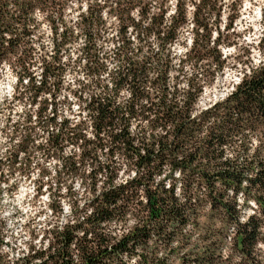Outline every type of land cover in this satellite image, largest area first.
Listing matches in <instances>:
<instances>
[{
    "label": "clouds",
    "instance_id": "1",
    "mask_svg": "<svg viewBox=\"0 0 264 264\" xmlns=\"http://www.w3.org/2000/svg\"><path fill=\"white\" fill-rule=\"evenodd\" d=\"M24 2L32 5L28 10L27 26L35 35H22L20 29L25 23L22 20L11 34L21 37L15 54L7 51L6 39L0 45V51L4 52L0 57V264H84L86 253H95L101 248L108 249L104 256L105 264H179V257L202 252L211 241L217 242L214 264H255L233 247V238L242 225H248L251 230L250 216L259 217L260 224L264 225V215H261L264 204L257 200L258 194L264 196V188L259 185L252 187L245 178L237 195L233 188L225 189L217 183L212 191H222L224 200L234 205V212L228 216L218 206L209 214L208 186L190 189L189 171L182 166L174 167L173 162L182 163L187 153L205 144L210 132L222 124L227 126L224 114L232 110L234 98L250 82L252 73L247 70L255 71L258 67L254 53H249L248 49L264 48V43H261L264 41V0H208L217 9L224 8V16L219 20L221 26L227 23L224 17L228 16L229 9L236 16L235 28L223 29L216 47L208 39V33L217 27L212 23L216 16L209 9H203L199 18L194 19L196 10L203 8L202 0H117L120 7H116L113 0H99L100 5L105 2L108 5L104 8L107 25L101 24L100 29L104 39L116 36L115 29L123 22L131 25L128 36L139 33L141 37L130 48L124 49V54L134 59L155 57L150 65L152 71L146 78L155 77L167 57H171L172 64L181 69L180 81L177 82L180 92L174 94V99L169 98L173 115L164 119L157 117L156 120L151 114L148 119L143 118L144 108L161 100L155 89L148 88L147 91L154 95L141 99L139 93L133 94L131 77L116 84L117 68L125 74L128 72V62L118 55L119 49L103 44L96 74H91L80 62L83 59L81 46L88 43L80 31L83 25L77 27L79 40L66 45L61 50L63 59L55 61L63 65L67 72L57 71L48 76L45 85H41L40 60L45 53L51 52L53 39L49 22L55 19L60 23L58 10L65 0ZM93 2L95 0H85V6ZM67 5L71 6L72 0H67ZM146 8L151 10L142 13L141 9ZM76 11L73 7L72 20L79 19ZM164 12L167 15H163ZM84 14L87 15V12ZM64 16L69 18L67 12ZM117 16L121 19L117 20ZM161 16L163 23L160 22ZM202 22L211 27L206 31L200 26ZM41 24L45 25L43 29ZM170 32L179 33L175 41ZM41 35L44 37V53L38 48L33 51L24 43L25 40H35L39 44L37 38ZM8 36L9 33H3L0 39ZM59 37L60 32L57 31L56 38ZM193 38L196 40L194 48L188 43ZM211 39L216 37L213 35ZM102 43L101 40L96 41L97 46ZM119 43L123 47V41ZM174 44H183L179 50L182 54L188 53V58L179 64L177 60L180 57L173 50ZM138 47L144 51L136 53ZM189 48L192 51L189 52ZM21 49H27L31 55ZM67 50L75 52V57L69 56ZM94 50H99V47ZM221 52L230 55L224 56ZM201 56L204 59H199ZM185 66L188 71L183 70ZM224 67L234 72L235 76L226 80ZM259 67L264 68V60L259 62ZM4 74H7L6 77ZM61 80L62 84L59 83ZM137 82L142 83L139 77ZM97 84L100 86L97 87ZM105 84L108 86L104 87ZM38 86L44 90L39 92V99L33 106L29 101ZM205 86L210 89L207 99H203L201 91ZM213 86L215 97L211 91ZM159 87L162 92L163 86ZM120 88L124 90L120 91ZM53 94L57 114L50 122L48 118L53 117L52 103H48V110L39 117L37 108L45 103L46 95L47 100L52 101ZM77 96L83 99H77ZM93 98L96 104L110 100L113 112L119 109L112 127H105L101 137L104 145L99 151L96 149L99 141L91 127L98 114L90 111L87 115H78ZM132 104H135L136 112L130 116L127 110ZM20 107H23L24 113H20ZM158 109L159 103H156L152 111ZM25 114H31L30 121H24ZM9 115H16L22 121L20 131H13L14 125L6 119ZM235 115L233 110V119ZM64 117H70V124L62 130ZM177 118L181 134L173 131ZM128 121H131L128 128L130 135L117 141L110 139L113 132L121 133ZM157 121L159 127L156 126ZM82 129L87 130L91 141L86 143L71 135ZM58 132L61 133L60 143L53 144L50 137ZM28 134L31 135V142L21 151V137ZM159 140L167 143L166 150L161 151ZM126 144L128 147H125ZM37 145L41 146L39 150ZM109 148L114 155L109 153ZM149 149L152 150L151 163H147ZM86 150L91 152L87 158L81 155ZM141 157L145 162L138 167ZM254 159H264V116L255 113L246 115L243 126L228 135L223 153L215 163L231 161L235 165L247 166L248 161ZM256 171L258 169L253 167L244 176H255ZM169 185L174 186V196ZM21 186L27 189L23 195ZM164 189L167 191H162ZM149 190L164 196L169 206L173 203L183 205L187 215H192V209L197 206L192 203L191 197L198 194L199 209L195 215L200 217L199 224H195L194 219L186 227L179 223L169 224L162 219L149 220L147 202H139L144 200L146 193L150 194ZM106 199L108 204H105ZM113 200L115 203H112ZM100 219L104 221L102 224ZM144 232L148 233L147 240ZM70 233L69 246L62 238ZM122 241L127 250L119 247ZM252 248L256 261L264 260V227L260 229ZM40 252L43 255L34 258ZM50 255L52 259H49Z\"/></svg>",
    "mask_w": 264,
    "mask_h": 264
},
{
    "label": "trees",
    "instance_id": "2",
    "mask_svg": "<svg viewBox=\"0 0 264 264\" xmlns=\"http://www.w3.org/2000/svg\"><path fill=\"white\" fill-rule=\"evenodd\" d=\"M218 2V0H217ZM113 4L116 7H120V4L117 0H113ZM107 5V2L103 4ZM202 9H197L194 13V19L199 18V13L203 9H209L211 13L215 16L218 15L219 9L216 8L215 4L209 3L208 0H202ZM98 7V6H97ZM179 8V2L177 4ZM32 8L31 3H26L24 0H0V37L3 36V33H9L8 37H3L0 39V45L3 44V40H7V51L11 52L13 55L15 54V49H17L21 44V37L19 35H11L16 31V25H19L22 20L25 21L24 26L20 29V32L23 36L30 37L32 34V30L27 26V15L28 10ZM100 8H92L88 6L78 15V20L73 26H63V29L60 32L59 39L56 38L57 29L54 28L55 39H53V47L50 55H44L42 59L41 65V85H45L47 83V78L50 75H53L57 71L63 70V65L55 63V61L62 59L61 50L65 48L66 45H71L79 40L80 34L77 31V27L79 25H83L84 27L80 29L83 32L84 38L88 43L82 45V57L83 59L80 61L85 65V68L89 69L91 74H96L99 71L97 62L99 61L100 53L103 51V44H109L113 49H119L118 55L124 60L127 61L128 72L125 74L117 68V80L116 84H121L123 81L127 80L131 77L132 80V88L133 94H140L141 99H148L153 96L154 93L148 92V88H152L156 90L157 95H161L160 101H154L153 105L146 106L144 108L145 115L144 119H148V115L151 114L152 119L156 120L157 117L160 119H164L165 117L173 115V108L169 104V98L172 97L174 99V94H178L180 92L179 84L181 69L172 64L171 57L164 58L165 63H161L160 70L157 71L155 77L146 78L148 74L152 71L150 65L155 57H144L143 59H134L124 54V49L130 48L131 44L136 40L141 39L139 33L135 36H128V28L131 25H125L123 22L115 29L116 36H109L107 39H104V36L100 34L101 24L107 25L106 19L103 16ZM150 8L141 9L142 13H146L150 11ZM87 12V15L84 13ZM112 9H109V14H111ZM163 15H167V12H164ZM184 15L186 19V10L184 8ZM121 17L117 16V20H120ZM155 19V17H154ZM160 22L163 23V16L160 17ZM109 26V25H108ZM206 31L211 27V25L207 23H201L200 25ZM110 27V26H109ZM104 34L106 35V28L103 29ZM210 33H208V39L210 43H212L213 47H216L218 44V39L214 41L210 40ZM172 36V40L175 41L176 36L179 33L170 32ZM75 38V39H73ZM101 40L103 43L97 46L96 41ZM123 41V47H121L119 41ZM32 41L25 40L24 43L28 44L31 48ZM264 43V41H261ZM196 44V40L193 38L191 45L194 48ZM99 47V50H94ZM22 51L27 52L28 55H31V52H28L27 49H21ZM33 50V49H32ZM143 48H136V53L143 52ZM192 51V48L189 49V52ZM261 51H264V48H261ZM68 52V50H67ZM75 54V53H74ZM4 55L3 51H0V57ZM188 58V53H185L181 59H179L178 64ZM79 60V57H76ZM75 62V60L73 61ZM194 65L193 67H195ZM184 70V69H183ZM248 72L252 73V76L249 78L250 82L247 87L242 89L234 98V103L232 105V110L226 112L224 114V120L227 122V126L221 125L214 132L209 133L208 139L205 141V144L196 148L193 152L187 153L182 158V163L173 162V166H182L185 170L189 171L191 182L188 185L190 189L200 188L202 186H208L209 192L208 196L210 199V204L208 205L209 214L214 212L216 208H219L225 212L226 215L231 216L234 212V205L228 203L224 200V193L221 192H213L212 190L215 188L217 183L223 185L225 189L233 188L235 194H239L238 189L239 186L243 183V180L247 178L249 185L252 187H256L259 185L261 188H264V159H254L249 160L247 166H239L235 165L234 162L231 161H221L220 163H215L217 157L222 155L223 148L227 142L228 135L232 134L234 130L238 131L240 127L244 124V117L246 115L251 116L253 113L258 116H264V68H260L259 64L257 69L254 71L252 69H248ZM170 73H174L169 75ZM140 78L142 83L137 82V78ZM34 80V76L32 77ZM171 81V87H169V82ZM160 85L163 86V91L161 92ZM55 86V83H54ZM100 85L97 84V87ZM108 85L105 84L104 87ZM191 89V85L189 86V90ZM123 88H120V91H123ZM38 92L43 91V87L38 86ZM203 91V88L201 89ZM77 99H83L82 96H77ZM186 101L188 97L185 98ZM156 103H159V109L157 111H152L155 107ZM178 103V102H177ZM165 109H168L165 111ZM206 110V109H205ZM233 110L236 113L235 119H233ZM47 111V105H44V112ZM96 112L98 115L92 121L91 127L95 130L93 135H96L99 143L96 144V149L101 150L104 145V140L101 137L104 134L105 127H112L113 123L117 119V113L112 111L111 101H107L105 103L96 104L95 98H93L88 104H85L84 109L78 115H87L88 112ZM53 117H49L48 120L51 122L54 119L55 114H57V110L55 105L52 107ZM136 108L135 104L129 106L127 110V114L132 116L135 115ZM42 116V111L39 110L37 113V117ZM70 124V118L64 117L61 121L62 130L64 127H68ZM156 126L159 127V121H157ZM131 127V121H128V125L126 128L121 129V133L117 134L113 132L110 139L113 141L119 140L122 136L126 137L130 135L128 132V128ZM177 134H181V128L179 127V118H177V126L173 129ZM72 136L76 137L77 140H84L86 143L91 141V137L88 136L87 130L82 129L80 132H72ZM151 135V133H149ZM61 139V133L58 132L54 136L50 137V140L53 144H59ZM29 142V141H28ZM31 142V141H30ZM131 143V142H129ZM161 151L167 149L168 145L164 140L158 141ZM24 146L25 148H21L20 150L24 151L27 148V144ZM128 147V144L125 145ZM219 151H216V149ZM37 149H40V146L37 145ZM179 146L177 147L178 154ZM109 153L113 154L111 148L108 149ZM85 158L91 156V152L87 150L81 154ZM259 155L258 153L256 154ZM13 156L17 158V154L13 153ZM152 150L149 149L147 151V163H151ZM145 162L144 158H140V163L137 165L141 166ZM73 166H75L73 164ZM253 167L257 168L255 176L245 177L244 173L246 171H252ZM163 169V162H161V170ZM91 176V173L89 174ZM99 175V173H97ZM235 186V187H233ZM169 188L172 189V194L174 196V186L169 185ZM150 194H145V198L140 203L147 202L148 208V219L149 220H158L162 219L166 223L175 224L179 223L184 225L185 227L189 224L193 219L195 220V224H198L199 216L195 215V213L199 209V205L197 204L198 194L191 197L192 203L197 206L192 209V215L186 214V209L183 205H177L173 203L169 206L165 197L162 195H157L155 191L149 190ZM162 191H167L164 189ZM95 199V198H94ZM118 199V197H117ZM257 200L264 204V196L257 195ZM115 203V200L112 201ZM238 203V201H237ZM105 204H108V200H105ZM264 215V212L261 213ZM207 218V217H205ZM251 230H249L248 225H242L238 231L237 235L233 238L234 243L233 247L238 249L240 253H242L245 257H248L249 260L254 261L255 264H264V260L256 261V258L253 257L252 252V244L256 241L257 236L259 235L260 229L264 227L259 222V217L250 216L249 217ZM87 222V221H86ZM104 221L100 219V223L102 224ZM145 227H147L145 225ZM78 230V229H77ZM162 230V228L160 229ZM145 240L148 239V233L144 232ZM67 242V244L71 245V233L68 236L62 238ZM207 240V237H205ZM121 249L127 250L125 243L122 241L119 245ZM135 247V245L133 246ZM217 248V244L214 241L205 245L202 252H196L192 254V259L189 261V264H214L216 253L214 249ZM108 249L101 248L98 252L95 253H86L84 256V264H105L104 256L107 254ZM43 252H40L34 258L38 259L39 256H42ZM49 259H52L51 255ZM184 264V261L181 260Z\"/></svg>",
    "mask_w": 264,
    "mask_h": 264
},
{
    "label": "rangeland",
    "instance_id": "3",
    "mask_svg": "<svg viewBox=\"0 0 264 264\" xmlns=\"http://www.w3.org/2000/svg\"><path fill=\"white\" fill-rule=\"evenodd\" d=\"M88 6H91L92 8H100V7H103V8L101 9V12H102L103 16L105 17V14H104V8L108 7V5H105V6H104V5H100V4H99V0H95V2H93V3H88L87 6H85V0H72V5H71V6L67 5V0H65V3L62 4V5L60 6L59 10H58V11H59V17H58V20L60 21V23H57V21H56L55 19L49 22V31L52 33L53 39H55V35H54V31H53L54 28H56L57 31L61 32V30L63 29V26H64V25H65V26H73V25L77 22V20H72V19H71V16H72V8H73V7H75V8L77 9L75 15L78 17V15H79L81 12H83L84 9H85L86 7H88ZM97 6H98V7H97ZM184 8H185V10H186V16H187V5H185ZM65 12L68 13V17H69V18H65V16H64V13H65ZM257 13L259 14V10H257ZM221 16H224V8H223V7H220V8H219V13H218V15L216 16V19L212 21V23L216 24L217 27H216L215 29H212V31H211V33H210V40H211V41H214V40L211 39V37H212L213 35H214V36L216 37V39H218V41H219V39H220V33H221V31H222L223 29L235 28V19H236V16L233 15V12H232L231 9H229L228 16L224 17V19L227 21V23L223 24L222 26L219 24V20H220V17H221ZM106 22H107V20H106ZM51 25H55V27H51ZM109 26H110V25H109ZM44 27H45L44 24H41V25H40V28H41V29H43ZM236 34L239 35V33H236ZM33 35H35V34L32 32L31 36H33ZM37 39L39 40V44H37L35 40H32V42L30 43V44H31V49H33V51H34V50H36V48H38L40 52L44 53V52H45V48H44V44H43V42H44V37H43V35L39 36ZM53 39L51 40V52H52V47H53ZM192 40H193V39H191L190 41H188V43L191 44ZM249 42H250V41H249ZM182 47H183V44H181V45H175V44H174V49H173V50L176 52V55H177L178 57H180V59H181L182 56L185 54V53L182 54L181 51L179 50V49L182 48ZM189 49H190V48H189ZM51 52H50V53H51ZM248 52H249V53H254V55H255V60H256V62H257L258 64H259L260 61L264 60V51H263V52L261 51V47H257V48H255V49H253V48H249V49H248ZM50 53H46V54L50 55ZM67 53H68L69 56H71V57H75V54H74L75 52H73V51H71V50H68ZM221 55L228 56V55H230V54H229V53H226V52H221ZM43 58H44V56H43V57L41 58V60H40V68H41V65H42V61H43L42 59H43ZM62 59H63V57H62ZM192 59H196V57H192ZM199 59H204V57L201 56V57H199ZM73 61H74V60H73ZM73 61H72V62H73ZM178 62H179V60H177V64H178ZM73 63H74V62H73ZM193 66H194V65H193ZM33 67H34V66H33ZM63 71H64V72H67V69H64V68H63ZM78 71H79V69H78ZM184 71H188L187 66L184 67ZM223 71H224V78H225L226 80H227L230 76H232V77L235 76V73L232 72L231 70H229L227 67H224V68H223ZM4 75H5V77H6L7 74H4ZM34 79H35V77H34ZM59 83L62 84L63 81L61 80ZM9 89L11 90V86H9ZM43 90H44V89H43ZM57 90H58V89H57ZM209 91H210L209 87H207V86L203 87V91H202L203 94H204V95H203V99H207V98H208V93H209ZM211 91H212V93H213V96L215 97V95H216V89H215L214 86H213V88H212ZM71 94H72V93H69V95H71ZM37 99H39V92H38V91L34 94L32 100L29 101V104L34 106V105H35V101H36ZM48 103H52L53 106L55 105V103H54V94H53V100H52V101H48V100H47V95L45 96V103L42 104L39 108H37V113H38L39 110H41V111H42V115H43V113H44V105H48ZM200 103H201V106L203 107V100H201ZM47 110H48V108H47ZM19 111H20V113H24V109H23V107H20ZM68 118H70V117H68ZM6 119L14 125V127H13V131H14V132H18V131H20L21 126H22V121L18 120L16 115H9L8 117H6ZM30 120H31V114H25V115H24V121H30ZM24 130H25V132L28 131L26 127H25ZM28 141H29V142L31 141V135H30V134L21 137V144H20V145H21V148H22V147L25 148V147H24V146L26 145L25 143H28ZM38 146H40V145H38ZM40 147H41V146H40ZM37 150H38V149H37ZM17 159H18V156H17ZM26 192H27V189L24 188L23 186H21V195H23V194L26 193ZM199 222H200V218H199V220H198V224H199ZM214 242H216V241H214ZM216 244H217V242H216ZM191 259H192V255L181 256V257H179V264H183V263L181 262V260L184 261V264H189V261H190Z\"/></svg>",
    "mask_w": 264,
    "mask_h": 264
}]
</instances>
